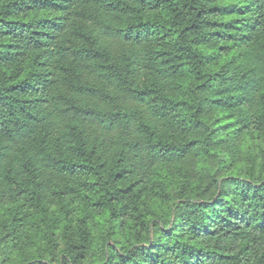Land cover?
Segmentation results:
<instances>
[{
	"label": "trees",
	"instance_id": "16d2710c",
	"mask_svg": "<svg viewBox=\"0 0 264 264\" xmlns=\"http://www.w3.org/2000/svg\"><path fill=\"white\" fill-rule=\"evenodd\" d=\"M0 264H264V0H0Z\"/></svg>",
	"mask_w": 264,
	"mask_h": 264
}]
</instances>
